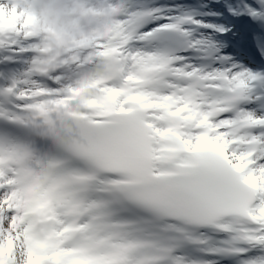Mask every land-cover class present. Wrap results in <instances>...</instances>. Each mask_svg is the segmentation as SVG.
I'll return each mask as SVG.
<instances>
[{
  "label": "snow or ice",
  "instance_id": "snow-or-ice-1",
  "mask_svg": "<svg viewBox=\"0 0 264 264\" xmlns=\"http://www.w3.org/2000/svg\"><path fill=\"white\" fill-rule=\"evenodd\" d=\"M0 264H264V0H0Z\"/></svg>",
  "mask_w": 264,
  "mask_h": 264
}]
</instances>
